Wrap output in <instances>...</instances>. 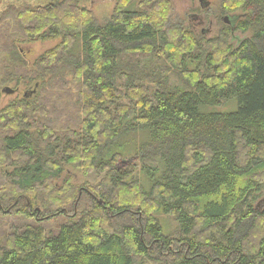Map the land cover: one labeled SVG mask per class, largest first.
Wrapping results in <instances>:
<instances>
[{
    "label": "trees",
    "instance_id": "obj_1",
    "mask_svg": "<svg viewBox=\"0 0 264 264\" xmlns=\"http://www.w3.org/2000/svg\"><path fill=\"white\" fill-rule=\"evenodd\" d=\"M80 1L4 14L1 84L33 88L0 109V218L19 223L0 264H264V0H225L210 39L167 27L168 0H115L104 23ZM52 40L31 67L16 44ZM65 87L80 117L52 108Z\"/></svg>",
    "mask_w": 264,
    "mask_h": 264
},
{
    "label": "rangeland",
    "instance_id": "obj_2",
    "mask_svg": "<svg viewBox=\"0 0 264 264\" xmlns=\"http://www.w3.org/2000/svg\"><path fill=\"white\" fill-rule=\"evenodd\" d=\"M60 0H0V32H4L7 30V34H13L15 31L14 23L11 21L4 20V14L6 10L10 7H15L17 9L22 8L25 5L37 6V5H45L49 2H55ZM127 8L128 10H132L137 6L138 0H133ZM169 1V17L167 21V27H176L178 25H182V27L194 32L198 37L200 33L203 38L210 39L218 35L221 30L223 18L224 17H232V15L222 14L225 0H205L206 6H201L198 0H168ZM82 6H86L89 8L96 21L98 23L106 22L113 11L115 0H88V1H80ZM238 13V12H237ZM249 36L247 33H241L240 31H233L229 34L228 43L235 47L238 43H240L243 39H246ZM58 43L57 40L45 41V42H34V43H16L18 47L22 51V55L26 60V63L29 67H31L34 61L43 54L46 50L52 48ZM3 43L0 42V46ZM6 61H9L8 56L0 52V109L9 104L10 102L21 99L23 96L27 94V92L31 91L33 86L25 87L23 84L16 85L15 81H10L6 84H1L2 78V67ZM149 58L145 59V63L149 64V68H151L149 62ZM153 64L156 66L155 62ZM162 64V63H159ZM169 81L172 86H178L179 80L175 75L170 76ZM5 88L11 90V92L3 91ZM67 87L63 88V91L59 93V95H64V98L61 100H54V108L56 111H65L66 114L71 117H80L76 106L73 105L74 98L71 94L66 93ZM33 92V90H32ZM236 104V99L229 101L219 107H216L215 110H212L216 113H221L225 111L233 110ZM51 108V107H50ZM51 115V113H50ZM67 118V117H65ZM135 161L133 156H129L125 158L121 162V166L133 163ZM138 166V172L140 170ZM69 178L72 184L76 186H81L83 184L95 185L102 178V175H97L94 173L86 174L81 171H76L71 168H67L65 173L61 176V179L58 181H62L65 178ZM83 187V186H82ZM261 198L264 199V188L262 190ZM260 194V195H261ZM163 231L166 234L173 233L176 229V222L172 217L164 216L162 214H157ZM2 218V219H1ZM0 218V230L2 232H8L10 226H17V220L5 219L3 217Z\"/></svg>",
    "mask_w": 264,
    "mask_h": 264
},
{
    "label": "water",
    "instance_id": "obj_3",
    "mask_svg": "<svg viewBox=\"0 0 264 264\" xmlns=\"http://www.w3.org/2000/svg\"><path fill=\"white\" fill-rule=\"evenodd\" d=\"M198 2H199V4L201 5V6H206V4H205V0H198ZM230 18L229 17H224L223 18V22L225 23V24H230V20H229ZM4 91L5 92H11V90L10 89H8V88H5L4 89ZM9 210H7V212H8Z\"/></svg>",
    "mask_w": 264,
    "mask_h": 264
}]
</instances>
